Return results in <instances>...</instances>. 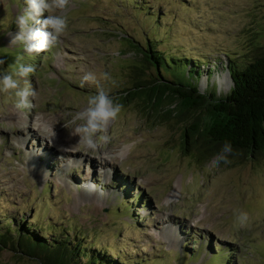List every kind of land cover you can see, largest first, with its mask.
I'll return each instance as SVG.
<instances>
[{"label": "rangeland", "instance_id": "obj_1", "mask_svg": "<svg viewBox=\"0 0 264 264\" xmlns=\"http://www.w3.org/2000/svg\"><path fill=\"white\" fill-rule=\"evenodd\" d=\"M131 1L67 0L52 13L67 19L58 42L28 54L15 41L24 0H0V71L22 56L35 68L26 79L37 92L26 110L0 93V229L22 218L50 228L39 230L47 240L79 234L87 250L117 264H264V158L224 151L203 165L183 150L180 124L121 104L136 68L144 67L141 78L161 76L147 52L153 35L166 50L167 77L191 79L183 62L192 58L202 91L207 75L228 92L230 60L264 45V0ZM87 73H108L100 84L122 105L95 150L75 132L83 121L73 122L97 91L92 82L81 87ZM237 210L248 214L246 224L236 222ZM0 264L42 262L6 249Z\"/></svg>", "mask_w": 264, "mask_h": 264}, {"label": "trees", "instance_id": "obj_2", "mask_svg": "<svg viewBox=\"0 0 264 264\" xmlns=\"http://www.w3.org/2000/svg\"><path fill=\"white\" fill-rule=\"evenodd\" d=\"M135 3L138 0L131 1V4ZM148 20L154 21L151 17ZM156 37L159 38L157 35L147 38V52H150L149 58L155 61L157 70L162 72L161 76L141 78L144 67L136 68L132 86L122 92L127 95L121 104L134 103L140 107L141 114L156 113L167 123L180 124L183 150L187 155L195 156L198 163L203 165L221 156L226 142L231 145L229 154L264 158V45L253 43L255 53H242L235 62L224 54L230 60L227 68L232 84L230 90L223 94L216 84L211 83L212 76L207 79V89H200L198 80L202 74L201 66L193 65L192 58L183 62L191 71V79L185 82L167 77L168 72L162 70V63L168 64L166 50L159 51V46L164 44ZM135 43L134 48L138 49ZM153 43L158 45V51L153 50ZM242 50L240 46L237 51ZM244 57L249 60L244 62ZM239 63H242V67H239ZM203 65L206 66L205 63ZM1 227L0 251L8 249L39 258L42 264H83L80 258L84 256H88L86 264H117L100 251L95 253L87 250L88 246L81 240L86 237L79 234L70 236L64 230L55 232L47 240V236H42L39 230L49 232L50 228L44 225L36 228L29 222L25 223L22 218L19 221L12 218Z\"/></svg>", "mask_w": 264, "mask_h": 264}, {"label": "clouds", "instance_id": "obj_3", "mask_svg": "<svg viewBox=\"0 0 264 264\" xmlns=\"http://www.w3.org/2000/svg\"><path fill=\"white\" fill-rule=\"evenodd\" d=\"M25 8L16 18V24L20 31L15 41L20 42L28 54L39 53L53 47L67 28V19L64 15H54V9H64L67 0H24ZM48 15L45 17L44 13ZM38 25V26H37ZM23 57H17L16 66L11 72L0 71V93L13 98L18 109H31L33 100L37 95L30 80L26 79L35 71L31 64L22 62ZM4 61L0 60V64ZM100 79L107 80L108 73H102L98 78L92 73L84 75L80 82L81 87L85 82L96 84L97 91L87 98V103L74 117L73 122L83 121L77 124L75 132L80 140L92 150H95L98 142V133L106 130L110 121L117 118L122 105L115 103L113 97L100 84ZM106 139V138H105ZM231 145L225 143L224 151H230ZM236 222L240 225L247 223L249 217L246 212L237 210L234 212Z\"/></svg>", "mask_w": 264, "mask_h": 264}, {"label": "bare ground", "instance_id": "obj_4", "mask_svg": "<svg viewBox=\"0 0 264 264\" xmlns=\"http://www.w3.org/2000/svg\"><path fill=\"white\" fill-rule=\"evenodd\" d=\"M226 77H228L227 75H226ZM205 83H207V77L205 78ZM31 118V117H30ZM46 118V117H45ZM26 123H28V122H24L23 124H26ZM33 125H35V124H33ZM32 125V126H33ZM38 125V124H37ZM34 127V126H33ZM28 128V127H27ZM55 128V127H54ZM26 133V132H25ZM16 134V133H15ZM12 138V137H11ZM11 140V139H10ZM47 143V142H46ZM30 148V147H29ZM38 150V149H37ZM46 150V149H45ZM59 150V149H58ZM71 157V156H70ZM76 159V158H75ZM94 161V160H93ZM94 168H95V166H93ZM114 173V172H113ZM170 224V223H169ZM180 226V225H179ZM184 228V227H183Z\"/></svg>", "mask_w": 264, "mask_h": 264}]
</instances>
